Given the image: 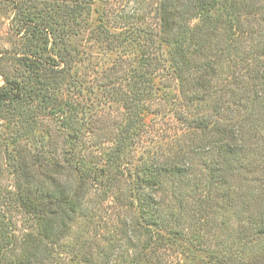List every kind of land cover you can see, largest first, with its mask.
Listing matches in <instances>:
<instances>
[{"label":"trees","instance_id":"obj_1","mask_svg":"<svg viewBox=\"0 0 264 264\" xmlns=\"http://www.w3.org/2000/svg\"><path fill=\"white\" fill-rule=\"evenodd\" d=\"M89 5L60 10L81 30ZM157 11L167 54L145 50L101 76L119 103L111 128V110L63 94L82 87L68 39L28 76L0 55V264H175L192 250L201 264H264V0H159ZM27 16L43 42L68 20ZM157 77L174 91L159 94ZM147 114L173 116L180 133L150 141Z\"/></svg>","mask_w":264,"mask_h":264},{"label":"rangeland","instance_id":"obj_2","mask_svg":"<svg viewBox=\"0 0 264 264\" xmlns=\"http://www.w3.org/2000/svg\"><path fill=\"white\" fill-rule=\"evenodd\" d=\"M159 0H90L89 13L85 15L86 25L81 30L73 26L71 15L62 13L60 10L63 4L72 5L73 0H0V55L4 54V63L10 66V71L13 74L19 73L25 76L32 75V67L34 63L31 59L38 58L39 53L46 57L55 56V50L52 41L61 46V39L64 37L69 40L72 50L76 54L75 67L73 68V76L80 79L82 87L70 88L64 90L66 96H73L79 93V97L87 98L91 103L94 102L98 108H103L105 111L111 110V115L108 116L104 123L106 127H113L117 114L114 109L119 106V103L111 101L109 97H105L103 93L102 74L110 69L114 63L125 61V67L137 65L143 52L151 51L167 54V46L160 40L161 21L157 11ZM29 10H34L42 16H56L62 19L66 15L65 26L57 25L62 29V32H57L56 35H51L50 40L43 42L46 35L39 40L38 34H41V24L36 25L28 18ZM66 10V9H64ZM46 26V25H43ZM71 26V27H70ZM60 29V30H61ZM65 29L68 30L65 33ZM49 28H47V31ZM52 34V33H50ZM33 51H38L33 58L30 55ZM2 52V53H1ZM78 52V55H77ZM56 57V56H55ZM41 65V63H40ZM29 77H26L28 80ZM32 80V78H30ZM162 80V79H161ZM160 80V77L155 79L156 87H159V94L174 90L166 88V84ZM169 82V81H168ZM2 83V82H1ZM82 95V96H81ZM171 107V104H169ZM165 110V107H164ZM172 116V115H171ZM152 114H147L146 121H152L151 126L147 129L150 132L149 140L153 135L164 140L171 139L174 133H180V126L177 121H174L162 115L154 118ZM149 125V124H148ZM4 126H0V135L6 132ZM0 138L1 148L4 149L6 140ZM4 151H0V164L5 161ZM235 184L240 188L239 194H244L246 182L240 177H237ZM9 183L8 177H2L0 184L5 186ZM21 212H18L19 215ZM222 234H218L216 239ZM223 236V235H222ZM185 261L173 252L175 264H201V260L194 259V255L199 257L203 254L197 250L186 251ZM189 254V256H187ZM181 258L180 263L178 262Z\"/></svg>","mask_w":264,"mask_h":264}]
</instances>
